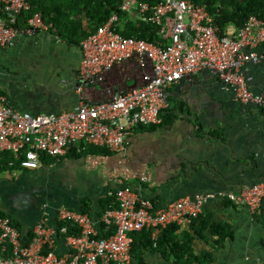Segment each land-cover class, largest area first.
<instances>
[{"label":"crops","instance_id":"obj_1","mask_svg":"<svg viewBox=\"0 0 264 264\" xmlns=\"http://www.w3.org/2000/svg\"><path fill=\"white\" fill-rule=\"evenodd\" d=\"M125 16L136 19L131 13ZM90 20L84 17V26ZM124 20L120 17L118 24ZM226 29L232 32L236 26L230 23ZM82 39L62 37L53 25L49 31L23 33L14 45L0 47V92L9 105L33 114L60 113L76 110L81 100H109L116 92L144 83L143 74L151 65L142 68L133 58L115 64L101 81L77 91ZM12 50L22 54V81L8 55ZM258 50L264 52V46ZM245 75L254 91L264 90V60L248 64ZM167 101L162 123L135 128L123 152L94 146L81 153L72 149L59 159L42 156L37 169L22 168L12 154L0 153V215L11 219L23 242L40 237L44 252L52 248L65 255L61 207L90 214L99 233L109 236L100 215L109 206V191L121 186L130 185L163 208L182 197L239 193L264 182V108L239 103L208 72L175 83L168 89ZM144 176L146 180H141ZM205 210L213 221L228 225L231 236L216 247L217 235L207 229L203 236L195 235L192 220L167 226L151 236L155 240L162 235L167 256L153 245L144 249L146 264H177L171 247L183 242L185 233L193 236L191 249L199 258L211 252L205 264H264V219L259 211L252 215L247 206L228 200H212ZM190 264L199 262L192 259Z\"/></svg>","mask_w":264,"mask_h":264},{"label":"built area","instance_id":"obj_2","mask_svg":"<svg viewBox=\"0 0 264 264\" xmlns=\"http://www.w3.org/2000/svg\"><path fill=\"white\" fill-rule=\"evenodd\" d=\"M120 9L158 26L168 42L123 35L116 29L120 14L115 12L80 41L82 59L76 88L80 92L98 83L105 71L133 58L142 68L151 65L143 74L144 83L116 92L109 100H81L76 110L47 114L15 109L0 93V153L12 154L22 168L37 169L42 156L59 159L72 149L81 153L94 146L123 152L135 128L162 123L168 89L203 72L216 77L239 103L264 108V90L254 91L245 75L248 64L264 60V52L258 50L264 46V20L251 15L242 27L221 35L206 6L189 0H159L156 4L123 0ZM31 10L30 0H0L1 48L14 45L23 33L53 28L40 12L28 16L25 29L18 27L19 18ZM108 196L116 206L102 211L100 222L111 232L109 236L99 233L90 214L58 209L60 222H71L79 230V234H70L66 226L61 227L68 246L65 255L52 248L44 252L40 237L24 244L11 219L0 215V264H130L132 233L149 229L157 235L169 225L197 218L212 200L243 204L255 215L264 200V182L239 193L216 191L182 197L163 208L130 185L110 190ZM38 234H42L41 226Z\"/></svg>","mask_w":264,"mask_h":264},{"label":"trees","instance_id":"obj_3","mask_svg":"<svg viewBox=\"0 0 264 264\" xmlns=\"http://www.w3.org/2000/svg\"><path fill=\"white\" fill-rule=\"evenodd\" d=\"M122 1L123 0H30L32 10L22 16H25V19L23 18V20L26 23L28 16L32 13L41 12L43 18L54 25L58 35L72 40L75 36L77 38H85L97 25L106 22L113 13L117 12L120 14L121 18H125L124 22L120 25L118 24L116 27V29L122 34L136 38H143L154 43L165 42L159 33L158 26L125 16L126 13L122 12L120 9ZM140 1H147L151 4L159 2V0ZM189 1L206 6L210 15L214 17V24L218 26L221 35H225L228 32L226 25L231 23L236 26V29L240 28L246 23L251 15H256L264 20V0ZM22 16L18 20V27L20 28H22ZM84 17L91 19L88 26H84L83 24ZM107 203L109 206L106 209L114 208L116 206V203L111 196L107 197ZM259 212L264 219V200ZM192 221V229L195 232V235L203 236V231L206 229L213 235H217V242L215 243L216 247H219L220 243H222L226 237L231 236L230 227L224 223L213 221L205 208L203 212L197 218H193ZM174 225L175 224L169 226ZM61 226H66L68 233L70 234H79V230L75 228L71 222L61 223ZM151 236L152 230L149 229L132 233V261L130 264H146L143 257L144 249L153 248L154 246L163 255L167 256L166 251L163 248L162 235H158L155 240L152 239ZM183 237L185 239L183 242H173L171 247L172 256L177 264L181 263V261L182 264L183 261H185L184 264H190L192 263V259L198 261L199 264H205L204 261L206 260V257L207 259L211 258V252L205 253L202 259L199 258L195 255L193 249H191L193 236L185 233ZM30 242L31 241H24L23 243L28 244Z\"/></svg>","mask_w":264,"mask_h":264},{"label":"rangeland","instance_id":"obj_4","mask_svg":"<svg viewBox=\"0 0 264 264\" xmlns=\"http://www.w3.org/2000/svg\"><path fill=\"white\" fill-rule=\"evenodd\" d=\"M8 55L13 56V58L11 57L10 60L16 64V70L18 72L17 76L19 77L18 80L22 81V58H20V55L22 54H20L19 51L12 50L11 52H8ZM2 68H5V67L2 65Z\"/></svg>","mask_w":264,"mask_h":264},{"label":"flooded vegetation","instance_id":"obj_5","mask_svg":"<svg viewBox=\"0 0 264 264\" xmlns=\"http://www.w3.org/2000/svg\"><path fill=\"white\" fill-rule=\"evenodd\" d=\"M4 67H6V66H4Z\"/></svg>","mask_w":264,"mask_h":264}]
</instances>
